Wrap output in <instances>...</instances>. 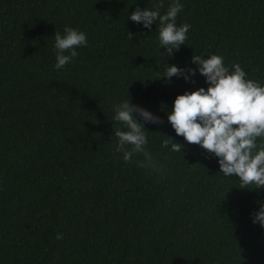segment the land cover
<instances>
[{
    "label": "trees",
    "instance_id": "obj_1",
    "mask_svg": "<svg viewBox=\"0 0 264 264\" xmlns=\"http://www.w3.org/2000/svg\"><path fill=\"white\" fill-rule=\"evenodd\" d=\"M158 2L0 0V264H264V227L252 222L264 189H240L167 119L205 77L157 79L167 63L197 68L192 55L218 54L264 84V0H180L176 23L191 27L171 57L158 24L128 18ZM65 25L87 45L57 70ZM129 96L163 120L144 122L158 173L116 151L113 106ZM162 133L184 152L163 148Z\"/></svg>",
    "mask_w": 264,
    "mask_h": 264
},
{
    "label": "clouds",
    "instance_id": "obj_2",
    "mask_svg": "<svg viewBox=\"0 0 264 264\" xmlns=\"http://www.w3.org/2000/svg\"><path fill=\"white\" fill-rule=\"evenodd\" d=\"M164 0L153 7H137L128 18L151 29L159 25L158 39L160 48L165 49L167 57L174 50L186 45L188 23L177 25V16L183 9L180 0H172L167 11ZM132 38V33H128ZM54 51L55 69H63L78 56L76 49L87 45V36L83 31L64 26L63 33L55 30ZM192 64L197 68L178 67L168 64L159 78L170 80L183 77L186 82L197 71L205 77L207 88L199 87L178 94L167 119L177 136L188 144L198 145L207 153L218 158L219 173L225 177H237L240 189H264V84L248 78V74L239 63L226 66L224 57L212 54L208 57L192 55ZM113 120L120 127L113 128L117 137L116 151L123 154V160L135 163L137 167L160 172L161 166L148 150L149 132L144 122L162 124L160 116L145 107L131 102V97L113 106ZM143 121V122H142ZM163 134V133H162ZM161 146L173 152H184V144L163 134ZM252 222L264 227V203L258 211L252 213ZM57 233L56 239H62Z\"/></svg>",
    "mask_w": 264,
    "mask_h": 264
}]
</instances>
